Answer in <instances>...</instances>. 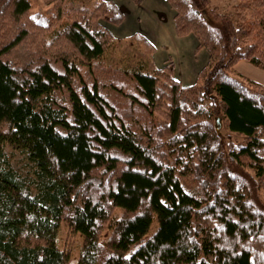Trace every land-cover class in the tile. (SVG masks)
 <instances>
[{
  "label": "trees",
  "instance_id": "1",
  "mask_svg": "<svg viewBox=\"0 0 264 264\" xmlns=\"http://www.w3.org/2000/svg\"><path fill=\"white\" fill-rule=\"evenodd\" d=\"M166 1L208 54L190 86L111 1L0 0V264H71L61 222L77 264H264V84L230 75L264 70V0Z\"/></svg>",
  "mask_w": 264,
  "mask_h": 264
},
{
  "label": "rangeland",
  "instance_id": "2",
  "mask_svg": "<svg viewBox=\"0 0 264 264\" xmlns=\"http://www.w3.org/2000/svg\"><path fill=\"white\" fill-rule=\"evenodd\" d=\"M44 0H31L33 10L45 9ZM113 2L123 13V20L115 25L100 21V23L109 31L116 40H123L135 33H139L146 38L155 48L152 54V60L156 67L162 68L164 65L173 63V76L182 86L192 85L197 78L200 69L205 65L208 54L205 49L197 48V40L193 34L178 36L174 30V10L166 0H142L137 3L136 0H100ZM239 0H211L210 8L214 7L219 12H231L232 6ZM159 11V13L157 12ZM205 16L211 26L217 23L212 20L207 11ZM143 30L139 31V30ZM121 47V46H120ZM119 49V48H118ZM175 56V58H173ZM231 76L245 79L246 81H257L264 84V70L259 69L246 60H239L233 67ZM223 125V124H222ZM221 125L220 131L226 134V130ZM231 139H240V137L231 135ZM10 154V149L6 147ZM12 164L16 169H21L25 164L23 156L15 152L12 156ZM237 171L236 169H233ZM251 185L252 182L250 181ZM188 188H192L188 184ZM264 199V193L258 191ZM120 209L113 213V220L118 218ZM157 220L153 218L152 225L147 232L150 235L156 228ZM111 232V227L107 225L101 232L100 240L106 241ZM82 236L79 232H73L65 222H61L57 231L56 245L67 251L71 264H77L80 249L82 246Z\"/></svg>",
  "mask_w": 264,
  "mask_h": 264
},
{
  "label": "crops",
  "instance_id": "3",
  "mask_svg": "<svg viewBox=\"0 0 264 264\" xmlns=\"http://www.w3.org/2000/svg\"><path fill=\"white\" fill-rule=\"evenodd\" d=\"M144 1V0H143ZM155 1H160V0H154V3H155ZM155 4H157V3H155ZM158 5V4H157ZM158 13H159V11H157ZM139 31H142V32H144L142 29L141 30H139ZM145 33V32H144ZM173 58H175V56L173 57ZM176 59V58H175Z\"/></svg>",
  "mask_w": 264,
  "mask_h": 264
},
{
  "label": "water",
  "instance_id": "4",
  "mask_svg": "<svg viewBox=\"0 0 264 264\" xmlns=\"http://www.w3.org/2000/svg\"><path fill=\"white\" fill-rule=\"evenodd\" d=\"M218 121V120H217Z\"/></svg>",
  "mask_w": 264,
  "mask_h": 264
}]
</instances>
